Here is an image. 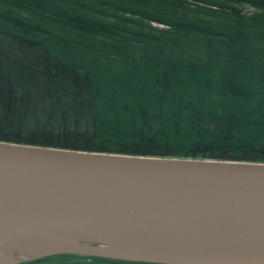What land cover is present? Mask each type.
Listing matches in <instances>:
<instances>
[{"label":"trees","instance_id":"1","mask_svg":"<svg viewBox=\"0 0 264 264\" xmlns=\"http://www.w3.org/2000/svg\"><path fill=\"white\" fill-rule=\"evenodd\" d=\"M0 142L264 164V0H0Z\"/></svg>","mask_w":264,"mask_h":264},{"label":"water","instance_id":"2","mask_svg":"<svg viewBox=\"0 0 264 264\" xmlns=\"http://www.w3.org/2000/svg\"><path fill=\"white\" fill-rule=\"evenodd\" d=\"M14 254L264 264V164L0 142V258Z\"/></svg>","mask_w":264,"mask_h":264},{"label":"flooded vegetation","instance_id":"3","mask_svg":"<svg viewBox=\"0 0 264 264\" xmlns=\"http://www.w3.org/2000/svg\"><path fill=\"white\" fill-rule=\"evenodd\" d=\"M76 263H89V261H84V259H77V258H62L58 256H48V257L38 258L35 260L25 261L20 264H76Z\"/></svg>","mask_w":264,"mask_h":264},{"label":"bare ground","instance_id":"4","mask_svg":"<svg viewBox=\"0 0 264 264\" xmlns=\"http://www.w3.org/2000/svg\"><path fill=\"white\" fill-rule=\"evenodd\" d=\"M28 260L27 257L23 256V255H19V254H14V255H5L2 256V258H0V262L2 261V263H19V262H24Z\"/></svg>","mask_w":264,"mask_h":264},{"label":"rangeland","instance_id":"5","mask_svg":"<svg viewBox=\"0 0 264 264\" xmlns=\"http://www.w3.org/2000/svg\"><path fill=\"white\" fill-rule=\"evenodd\" d=\"M248 11H251V10L249 9ZM157 26H158V25H157ZM159 27H161V26H159Z\"/></svg>","mask_w":264,"mask_h":264}]
</instances>
